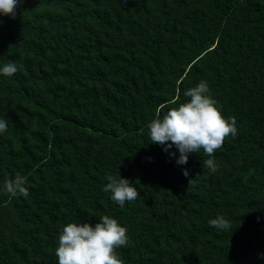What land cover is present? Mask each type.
Segmentation results:
<instances>
[{
    "label": "trees",
    "instance_id": "1",
    "mask_svg": "<svg viewBox=\"0 0 264 264\" xmlns=\"http://www.w3.org/2000/svg\"><path fill=\"white\" fill-rule=\"evenodd\" d=\"M8 62L0 264H58L63 227L104 215L128 229L124 264H264V0H23L0 17ZM201 81L238 129L214 174L202 150L177 165L149 136ZM18 173L28 197L3 189ZM109 175L140 197L120 207Z\"/></svg>",
    "mask_w": 264,
    "mask_h": 264
},
{
    "label": "clouds",
    "instance_id": "2",
    "mask_svg": "<svg viewBox=\"0 0 264 264\" xmlns=\"http://www.w3.org/2000/svg\"><path fill=\"white\" fill-rule=\"evenodd\" d=\"M21 3L23 0H0V17L14 19ZM17 71L14 62L0 67V75L4 77H12ZM183 95L189 98L187 102L170 108L162 119H153L149 124L151 144L162 146L170 157L176 155L175 152H169L174 147L179 153L177 165L187 164L189 154L202 150L209 157L203 161V166L214 174L218 171L214 154L223 146L226 137H236V119L228 117L226 120L222 116L206 81L188 88ZM7 127L8 120L0 118V134L6 132ZM182 174L185 178L189 177L187 170ZM106 179L108 182L103 191L110 193L111 200L120 207L140 197L137 187L120 175L119 178L109 175ZM25 183L24 177L18 173L14 179L4 182L3 189L12 197H28L29 190L24 186ZM193 183L195 179L188 180V186ZM209 225L223 231L231 230V222L223 216L210 220ZM127 231L126 227L120 226L116 219L108 215L100 217L94 224L68 223L60 232L55 249L58 264H124L116 249L129 246Z\"/></svg>",
    "mask_w": 264,
    "mask_h": 264
}]
</instances>
